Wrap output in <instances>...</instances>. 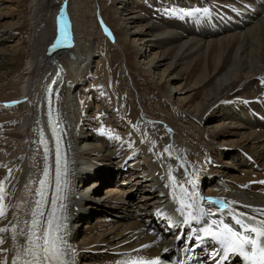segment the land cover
I'll return each instance as SVG.
<instances>
[{
	"label": "bare ground",
	"instance_id": "1",
	"mask_svg": "<svg viewBox=\"0 0 264 264\" xmlns=\"http://www.w3.org/2000/svg\"><path fill=\"white\" fill-rule=\"evenodd\" d=\"M102 1L100 12L96 0H0V101L23 98L13 106L0 103V188L7 216L0 219V227L10 228L9 221L22 227L27 215L26 199L41 159L34 126L42 117L46 81L57 70L55 82H62L58 110L66 139L73 142L68 155L71 161L76 155L84 159L71 168L81 205L73 225H67V239L76 250L75 264H89L93 254L108 256L115 249L130 250L115 259L106 257L101 264L156 256L159 244L147 242L150 235L142 224L157 203L164 202L159 182L172 187L179 198L180 182L194 177L196 189L205 194L220 193L234 202L239 199L237 209L242 212L250 211L244 205L264 209V183H260L264 181V130L256 126L258 120H251L255 112L264 115V99L249 100L248 106L242 102L254 95L257 77L264 76V12L261 17L258 12L238 31L206 38L200 32L189 35L186 27L174 24L178 20L172 15L161 19L167 22L157 30L155 23L144 20L147 16L134 14L132 4L143 6L142 0ZM195 1L174 0L160 4L152 13L186 9ZM226 3L236 5L233 0ZM248 6L251 11L257 8L254 2ZM57 15H66L72 24L67 43L52 44ZM223 15L233 17L230 12ZM102 16L114 33L113 40L101 33ZM219 18L222 14L217 23ZM99 41H104L103 47ZM53 45L63 50L51 53ZM78 45L86 57L76 52ZM109 47L112 51L107 56L97 51ZM96 61L100 62L97 68ZM93 68L95 75L90 71ZM90 78L102 88L94 90ZM252 84L250 91L247 85ZM99 91L105 92L106 99L116 95L117 103L105 119L117 124L118 129L109 131L113 132L111 138L92 133L93 128L85 126L87 122H81L80 129L74 125L75 119H81V111L87 114L92 101L103 104ZM126 141L130 142L126 147L109 148ZM168 145L173 147L164 152ZM201 169H205L204 175ZM156 170L159 176L153 175ZM118 171L121 177L115 186H105L97 197L92 194L104 180L100 174L109 180ZM183 187L190 191L191 184ZM68 213L70 222L74 213L71 208ZM94 214L95 221L88 224ZM108 215L117 217L111 223L103 219ZM4 235L0 248L9 251L0 252V261L12 264L11 231ZM21 241L17 235L16 247Z\"/></svg>",
	"mask_w": 264,
	"mask_h": 264
},
{
	"label": "snow or ice",
	"instance_id": "2",
	"mask_svg": "<svg viewBox=\"0 0 264 264\" xmlns=\"http://www.w3.org/2000/svg\"><path fill=\"white\" fill-rule=\"evenodd\" d=\"M164 11L166 15H177L188 18L206 17L211 14L210 9H202L199 7L187 10L172 8L165 9ZM105 32L111 36V33L108 32L106 28ZM57 43H59V41H57ZM55 47L56 45H53V48ZM262 83H264V81H262ZM51 91V88H49L48 104L50 119L55 114L54 106L52 105ZM134 127H136L137 131L139 130L138 126ZM53 130L54 132L59 131L60 135L54 137L56 140L55 190L47 214H45L44 207L48 204L47 190L48 187L52 185V177L51 165L48 163L49 149L47 147V141L43 136V130H41V144L44 147V178L39 180L40 187L36 189V194L39 199L35 201V208L30 212L31 219L30 221H25L24 227H18V222L13 223L12 221L8 222L11 226L10 228L7 225L0 227V245L5 242V233L11 231L12 234L11 238L13 240V245L11 251L15 253L12 264H75L74 258L76 250L67 239V216L65 215L67 208L64 203L67 197L63 195L68 188L66 179V153L63 152L61 148V141L63 135L66 133H63L62 129L58 127H54ZM141 142L143 143L144 141L142 140ZM154 146L155 142H153V147ZM172 147V145L166 146L164 152H169ZM9 173H11V169H9ZM180 183L181 189L178 198L180 206L176 211L184 216L183 223H190L192 221L198 222L201 217L216 215L211 210L205 211L197 203L198 195L195 191V182L193 180L188 179ZM184 183L191 184L192 190L189 191V189L184 188ZM260 183H264V181H260ZM4 199L3 188H0V219H7ZM176 199L177 197L174 195V201ZM214 203L221 202L214 201ZM233 203L235 202H223L221 204V211L218 214L219 218L213 219L211 224L205 221L206 226L201 229L202 236L200 232L197 233V236L200 239L210 238L218 245V247L213 250V264H217L220 258H226L229 254L239 255L243 258L244 264H264V218H257L264 217V209L244 205L242 207L249 208L250 211L242 212L237 208L231 207ZM224 216L230 217V221L225 222ZM213 226L215 227L213 228ZM17 235L22 238L19 252L16 251ZM180 238L182 239L183 237ZM8 251L9 249L0 248V252L7 253ZM138 252L139 250H134V253ZM0 264H7V261H0ZM132 264H157V261L141 259L139 261H133Z\"/></svg>",
	"mask_w": 264,
	"mask_h": 264
},
{
	"label": "rangeland",
	"instance_id": "3",
	"mask_svg": "<svg viewBox=\"0 0 264 264\" xmlns=\"http://www.w3.org/2000/svg\"><path fill=\"white\" fill-rule=\"evenodd\" d=\"M97 2H96V6H97V8L99 9V11L101 12L102 10H101V8H102V6H104V3H103V1L102 0H96ZM144 3H145V5H144V8H143V6H140V5H137L136 7H135V4H132L133 5V11H134V14H138V15H140V16H143V15H145V16H147L146 17V19H144L145 21H148V23L149 24H154L155 26H157L156 28H157V30L159 29H161V28H163V26L165 25V22H167V21H165V22H163L165 19H166V14H165V12H156V13H152L153 12V10H155V9H158V7H159V5L160 4H165L166 2L168 3V2H171V1H174V0H142ZM154 1V2H153ZM208 1V0H207ZM219 1V0H218ZM103 3V4H102ZM101 7V8H100ZM148 8V9H147ZM145 9H147V10H145ZM138 11V12H137ZM150 11V12H149ZM147 12V13H146ZM263 12H264V10H263ZM263 12H260V13H258L259 14V16L261 17L262 16V13ZM103 13V12H102ZM148 13H150V16H149V14ZM163 13V14H162ZM152 14V15H151ZM103 16L105 17V15L103 14ZM103 16H102V19H103V21H105V19L103 18ZM154 16V17H153ZM151 17V18H150ZM149 18V19H148ZM151 19V20H150ZM163 21H162V20ZM249 24V23H248ZM247 24V25H248ZM234 25V26H233ZM169 26H171L170 24H169ZM169 26H167L166 25V28L167 29H171V27H169ZM231 26V27H230ZM242 28L243 27V24H241V23H238V25L235 23V24H231V25H229L228 27H226L225 29H224V31L223 32H220V33H217V34H215V36H217V35H220V34H222V33H227V32H234V31H238L239 29L238 28ZM173 28V27H172ZM174 30H175V28H173ZM234 29V30H233ZM237 29V30H236ZM228 30V31H227ZM169 31H171V30H169ZM177 31V30H176ZM185 33V32H184ZM189 35H191V33H189V32H187ZM193 36H195L196 34H192ZM209 36H213V35H209ZM209 36L208 37H206V38H209ZM104 40V39H103ZM99 44L101 45V47H103V44H104V41L103 42H100L99 41ZM145 46H143L142 48H144ZM81 48V47H80ZM108 50V51H107ZM142 50V49H141ZM80 51V53H82L83 51L80 49L79 50ZM97 51H99V53H103V55H105V56H107L108 54H110L111 52L110 51H112L111 50V48L109 47V48H101L100 50H97ZM147 52H148V50H147ZM142 54V53H141ZM146 54V53H145ZM144 54V55H145ZM143 55V56H144ZM108 58V57H107ZM97 64L98 65H100V62L98 63V61H96V66L94 65V67H96L97 68ZM95 68H93V69H91L90 71H91V73H92V75H95V72H93V70H94ZM89 71V70H88ZM94 73V74H93ZM50 74V73H49ZM91 77H93V76H91ZM95 77V76H94ZM94 80V78H90V81H92V82H94L93 81ZM259 82H261V80H258ZM258 84V83H257ZM93 85H94V90H100L102 87L100 86L99 87V85L98 84H96V81L93 83ZM241 86V85H240ZM240 86H237V91L238 90H240ZM252 86H253V84L252 85H247V88L251 91L252 90ZM256 90V84H255V86H254V88H253V91H255ZM108 91V90H107ZM257 91L258 90H256L255 91V93H254V95L253 96H255V94L257 93ZM105 93V92H104ZM103 93V91H99V96H102V99H103V104H96V103H98V101H92V103L90 104L91 106H89V107H91V108H89V111L87 112V114L86 113H84L83 114V111H81V113H80V115H81V119H76V122L77 123H81V122H87V123H89V122H92V121H94V119H95V121H96V123H93L92 125L96 128L97 126H98V122H100V123H102V124H105L106 126H107V130H110L111 128H113V129H118L117 128V124H116V122H110V123H108L107 122V120H105V119H108L109 117H110V113H111V109H110V107L113 105V104H115V103H117V102H114V100L116 99V95L113 97H109V95H108V97L109 98H107L106 99V97L104 96L105 94ZM102 94H104V95H102ZM107 95V94H106ZM237 96H238V94H236ZM252 96V97H253ZM112 101H111V100ZM95 102V103H94ZM80 104V103H79ZM106 104V105H105ZM110 106H109V105ZM94 105V106H93ZM99 108L100 107V109H98V112H97V107ZM102 106H103V108H102ZM107 106H109V107H107ZM96 107V108H95ZM93 108V109H92ZM94 108H95V111H94ZM108 109V110H107ZM110 109V110H109ZM93 110V111H92ZM100 110V111H99ZM104 110H106V111H104ZM92 113H91V112ZM102 111V112H101ZM91 113V114H90ZM98 113V114H97ZM100 113H101V115H100ZM105 113V114H104ZM86 114V118H84L83 119V117H84V115ZM97 114V115H96ZM104 114V115H103ZM95 115V116H94ZM99 115V116H98ZM113 115V114H112ZM111 115V116H112ZM103 118H102V117ZM95 117V118H94ZM100 120H99V119ZM86 119V120H85ZM98 119V120H97ZM78 120V121H77ZM82 120V121H81ZM84 120V121H83ZM109 124L112 126H109ZM87 126V125H86ZM93 128V127H92ZM118 131V130H117ZM91 132V131H90ZM92 133H93V131H92ZM107 135H110V137H111V135H112V132L111 133H106ZM129 139H131L130 137H129ZM128 144H130V142H127L126 141V143H122V144H115V145H113V146H115L116 148H123V147H126V145H128ZM103 181V180H102ZM101 183H103V182H101ZM103 185V184H102ZM104 186V185H103ZM104 188H105V186H104ZM101 190H102V188H101ZM103 191V190H102ZM102 191L100 192V189H99V191H98V194H97V196H99L101 193H102ZM95 193V192H94ZM96 196V197H97ZM97 214H98V212H97ZM97 214H94V215H90V221L88 222V224H91V221L92 222H94L95 221V219H94V217L93 216H96ZM96 218V217H95ZM89 219V218H88ZM91 219H94V220H91ZM84 223H86L85 221H83V223H82V226H83V224Z\"/></svg>",
	"mask_w": 264,
	"mask_h": 264
}]
</instances>
